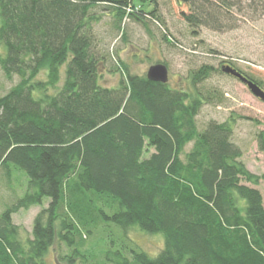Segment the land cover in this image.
<instances>
[{
    "label": "trees",
    "instance_id": "obj_1",
    "mask_svg": "<svg viewBox=\"0 0 264 264\" xmlns=\"http://www.w3.org/2000/svg\"><path fill=\"white\" fill-rule=\"evenodd\" d=\"M135 1L136 12L134 0H0V68L19 78L0 97V171L7 183L9 165L27 177L24 195L0 212V264H44L59 243L66 264H264V205L254 187L264 173L241 161L232 121L197 127L200 108L224 99L198 85L222 71L209 64L191 71V94L131 74L120 61L118 85L99 84L106 56L97 50L93 10L113 11L124 39V16L144 28L142 16L156 17L154 5L143 7L154 0ZM189 5L182 16L192 35L200 26L221 31L226 0ZM254 140L264 156V130ZM33 206L40 210L32 237L22 239L12 215ZM106 220L125 233L162 234L160 253L132 245L129 259L94 254L86 241Z\"/></svg>",
    "mask_w": 264,
    "mask_h": 264
},
{
    "label": "rangeland",
    "instance_id": "obj_2",
    "mask_svg": "<svg viewBox=\"0 0 264 264\" xmlns=\"http://www.w3.org/2000/svg\"><path fill=\"white\" fill-rule=\"evenodd\" d=\"M154 1L150 6H143L147 11L153 5L156 8V17L151 16L155 22L149 16H142L147 20L149 32L141 22L127 15L120 23L124 24L126 31L124 39H121L120 31L117 30L113 11L102 12V6L94 8L93 13L100 16V21L93 24L92 31L97 50L106 56L105 63L99 69V84L108 88L118 85L121 73L115 69L120 61L125 63L131 74L139 76L147 75V70L153 65L164 63L167 65L169 86L193 94L195 90L191 86V71L206 64L221 70L222 66L232 63L235 69L261 83L264 90V0H226L229 5L224 7L225 17L218 21L221 31L200 26L194 29V35L182 16V13L190 12V0ZM133 6L135 12L140 8L139 2L135 0ZM163 35L172 45L166 43ZM5 52L4 45H0V55L3 56ZM63 70L64 67L61 70L62 78ZM39 78L46 79L45 73L39 74ZM18 81L16 76L8 80L0 68V97ZM198 88L203 93L210 89L220 90L224 99L220 104L208 103L200 108L196 117L197 127L203 129L209 120L232 121L233 141L244 152L241 161L251 173L263 174L264 156L257 151L254 136L264 130V102L255 98L241 82L224 73L214 72ZM191 145L188 144L185 151ZM8 169L13 176L8 183L6 169L0 171V212L20 199L27 190L25 172L12 165ZM254 187L262 194L264 205V183ZM48 202L45 198L44 203L47 205ZM39 210V207L33 206L28 210L20 209L12 215L13 223L20 228L19 236L22 239L32 237V223ZM86 242L96 255L119 251L128 259V249L132 245L155 257L164 244L162 234H146L137 228H130L125 233L108 220L102 223L99 233L90 235ZM65 252V245L54 244L44 256V264H66L59 260L60 254Z\"/></svg>",
    "mask_w": 264,
    "mask_h": 264
},
{
    "label": "water",
    "instance_id": "obj_3",
    "mask_svg": "<svg viewBox=\"0 0 264 264\" xmlns=\"http://www.w3.org/2000/svg\"><path fill=\"white\" fill-rule=\"evenodd\" d=\"M181 1L187 2L188 0ZM221 68L222 73L227 76L230 75L231 77L241 82L246 88H248V90L255 98L264 102V90L261 87H258L253 81H251L250 79L248 80L239 71L235 70L229 65L222 66ZM147 71L148 72L146 77L150 81L160 82L163 84L168 82V70L164 64H155L150 67Z\"/></svg>",
    "mask_w": 264,
    "mask_h": 264
}]
</instances>
